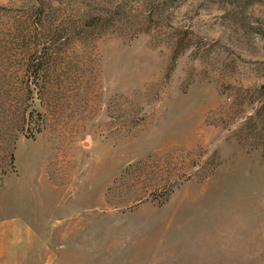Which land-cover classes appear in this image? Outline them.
<instances>
[{
    "label": "rangeland",
    "instance_id": "obj_1",
    "mask_svg": "<svg viewBox=\"0 0 264 264\" xmlns=\"http://www.w3.org/2000/svg\"><path fill=\"white\" fill-rule=\"evenodd\" d=\"M59 218L81 263L264 264V0H0L1 248Z\"/></svg>",
    "mask_w": 264,
    "mask_h": 264
},
{
    "label": "crops",
    "instance_id": "obj_2",
    "mask_svg": "<svg viewBox=\"0 0 264 264\" xmlns=\"http://www.w3.org/2000/svg\"><path fill=\"white\" fill-rule=\"evenodd\" d=\"M62 220L57 219L56 222H53L49 231L46 232V238L51 240L50 248L48 253L44 254V233L43 229L39 228L38 231H35V245L33 247L32 244L21 243L19 249V255L11 254L6 247L1 248V237H0V264H91L86 262L84 258V262L81 263L79 256L81 255L76 252L74 248L75 244V233L69 228L66 229L61 225ZM13 220H0V224L8 225L11 224ZM62 228V229H61ZM85 230L82 234L84 243L90 240V236L86 235ZM49 232V236H48ZM31 234V232H29ZM71 235V240H70ZM90 252V251H89Z\"/></svg>",
    "mask_w": 264,
    "mask_h": 264
}]
</instances>
